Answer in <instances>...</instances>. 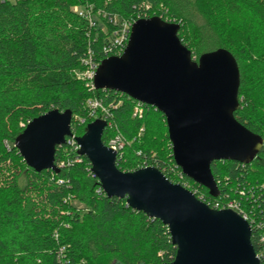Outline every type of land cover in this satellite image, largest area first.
<instances>
[{
	"label": "trees",
	"instance_id": "16d2710c",
	"mask_svg": "<svg viewBox=\"0 0 264 264\" xmlns=\"http://www.w3.org/2000/svg\"><path fill=\"white\" fill-rule=\"evenodd\" d=\"M74 7L90 11L95 27L74 13ZM99 12L119 20L161 17L179 25L178 38L196 61L219 51L236 59L240 107L234 117L261 137L263 147L249 165L211 164L217 199L176 167L159 111L142 105L141 115H134L137 102L113 91H91L76 77L85 70L81 60L88 50L99 62L105 60L102 49L113 27ZM206 39L211 45L203 51ZM93 98L101 100L108 113L103 144L116 133L125 141L116 163L120 171L154 167L171 183L196 191L197 199L203 195L210 207L218 200L235 199L264 221V0H0V264L174 260L176 249L167 227L132 210L125 199L98 193L89 161L73 146L66 143L57 149L58 173H36L14 147L30 122L54 109L71 112V133L82 136L96 119L86 104ZM252 187L254 204L247 201L248 193H237ZM257 232L252 227L251 243L258 253Z\"/></svg>",
	"mask_w": 264,
	"mask_h": 264
},
{
	"label": "water",
	"instance_id": "95a60500",
	"mask_svg": "<svg viewBox=\"0 0 264 264\" xmlns=\"http://www.w3.org/2000/svg\"><path fill=\"white\" fill-rule=\"evenodd\" d=\"M178 30L157 17L138 20L123 53L103 60L93 83L95 90L120 93L159 111L176 167L216 199L211 164L249 165L263 141L234 117L240 73L233 55L219 51L196 61ZM71 122V112L54 109L26 126L14 147L30 169L58 173L55 154L72 137ZM106 127L100 119L87 124L75 138L77 154L89 161L107 198L125 199L132 210L167 227L176 255L165 264H260L250 226L239 214L211 209L154 167L120 171L116 154L102 142Z\"/></svg>",
	"mask_w": 264,
	"mask_h": 264
},
{
	"label": "built area",
	"instance_id": "2783aa9c",
	"mask_svg": "<svg viewBox=\"0 0 264 264\" xmlns=\"http://www.w3.org/2000/svg\"><path fill=\"white\" fill-rule=\"evenodd\" d=\"M145 7L147 9L149 8L148 5H145ZM73 12L77 13L79 16H85L89 21L90 27H95L96 23L94 22V18L92 14L90 13V11L87 10V12L86 11L83 12L78 7H74ZM98 15L99 16L101 15L103 18L107 17L106 15H102L100 12L98 13ZM158 18L161 19V17H158ZM141 19H147V18L141 15H137L135 20H132V19L119 20L115 16L107 17L108 22L112 24L113 30L108 35L107 43L102 49L105 59L108 57H112V56H120L123 53L127 45L132 26L138 20H141ZM104 32L106 34V31ZM81 64L85 67V70L82 72H77L76 77L78 79L84 80L86 87L89 90L93 91L95 90L93 80H94L96 71L98 67L100 66L101 62H99L95 58L94 54L90 50H88L87 57L81 60ZM142 105L143 104L137 102L135 110H134V115H141ZM87 106L89 108V112L92 117L103 120L107 123V126H110V124L107 121L108 119L107 110L103 106V103L101 100L96 99V98L90 99L87 103ZM66 143L73 146L78 152L79 147L77 146L75 142V136L73 134L71 138L66 139ZM124 145H125L124 140L120 135H115V137L109 141L108 145H106L109 149H111L116 154V163H117V160L119 158L121 151L124 148ZM141 168H147V167L144 166ZM90 172H91V169H90ZM262 189H264V186H262ZM259 191H261V189ZM100 192H103V190L99 186L98 193ZM195 193H192V194L194 195ZM237 193L239 194L240 197H246V194L248 193L249 196L246 197L247 201L250 200L253 204L257 202V197H255V190L253 189V187L250 188L249 191H245L243 189L237 190ZM198 197H199L198 198L199 201H201L202 203L210 207L209 206L210 203L204 202L203 195L199 194ZM210 208L214 210H231L239 214L242 217V219L245 220L249 224L250 229H251V236H252V227L256 228L259 231L257 232V239H258L260 248H259L258 253L257 252L255 253H256V257L259 260L260 264L261 263L264 264V221L262 220L259 221L258 217H255L254 214L251 216L249 213H247L240 205V202L235 199L227 200L225 202H220L218 200L217 202L213 203L212 207Z\"/></svg>",
	"mask_w": 264,
	"mask_h": 264
},
{
	"label": "rangeland",
	"instance_id": "374dc122",
	"mask_svg": "<svg viewBox=\"0 0 264 264\" xmlns=\"http://www.w3.org/2000/svg\"><path fill=\"white\" fill-rule=\"evenodd\" d=\"M207 40H208V39H206L205 45H204V47H203V51H204V50H207V48H209V46L211 45V44L209 43V41L207 42ZM88 101H89V100H88ZM88 101H87V103H88ZM87 103H86V104H87ZM114 130H117V129L114 128ZM115 135H119V134L116 133ZM115 135H114L111 139H113V138L115 137ZM79 137H80V136H79ZM75 138H77V137H75ZM111 139H110V140H111ZM110 140H109V141H110ZM124 143H125V141H124ZM124 146H125V145H124ZM187 188H189V185H188ZM192 190H193V189H192Z\"/></svg>",
	"mask_w": 264,
	"mask_h": 264
}]
</instances>
